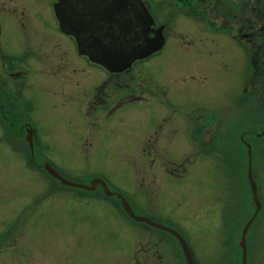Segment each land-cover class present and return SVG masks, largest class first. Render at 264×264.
<instances>
[{"label": "rangeland", "instance_id": "rangeland-1", "mask_svg": "<svg viewBox=\"0 0 264 264\" xmlns=\"http://www.w3.org/2000/svg\"><path fill=\"white\" fill-rule=\"evenodd\" d=\"M151 1L158 6L152 8L158 21L167 22V37L163 49L134 71L145 78L149 100L126 98L114 113L97 112L89 109V101L99 82L83 88L81 98L44 88L48 61L27 60L40 70L38 91L32 84L27 88V120L36 126L25 136L40 134L35 147L42 158L32 162L34 145L7 130L0 114V239L14 223L24 228V234L1 243L0 264H102L126 258L120 252L129 251V235H168L175 249L178 241L170 232L134 221L119 194L137 214L182 234L196 264H233L232 254L241 257L242 235L257 209L249 162L261 207L246 232L248 264H264V0H199L205 10L199 18L180 14L176 3ZM240 30L247 35L240 36ZM4 32L0 64L2 54L33 55L24 48L25 35ZM82 75L88 80L104 76L89 65ZM198 109L217 116L215 128L211 120V132L205 133L211 136L205 146L193 141L187 128L193 121L186 110ZM164 117V140L157 151L150 148L151 156L161 159L151 161L143 155L145 139L137 137L138 129ZM195 123L192 127H199L200 119ZM242 139L252 143L251 161ZM47 165L78 183L102 178L111 195L100 183L94 190L63 184ZM242 197L247 214L234 210L230 230L228 208L236 209Z\"/></svg>", "mask_w": 264, "mask_h": 264}, {"label": "flooded vegetation", "instance_id": "flooded-vegetation-1", "mask_svg": "<svg viewBox=\"0 0 264 264\" xmlns=\"http://www.w3.org/2000/svg\"><path fill=\"white\" fill-rule=\"evenodd\" d=\"M117 1L0 0V36H2V33L3 36L5 35L4 30H16L21 36L22 34L25 35L24 48L27 47L33 51V55L30 52V54L25 53L23 55L15 53L9 57L2 54L5 61L0 64V114L4 121V127L16 138L20 140H26L25 138H27L32 141L34 145L32 149L30 148L32 162L37 163L42 158L35 147L41 144L40 134L33 131L30 139L25 136V130L36 126L27 120L29 111L26 100L27 88L31 84L34 93L38 91V81H36L35 76L40 69L30 66L27 62L34 56L37 60L48 61V66L51 68L48 75L50 78L46 80L45 85L47 86L43 85L44 88L51 86L57 91H64L68 95L81 98L83 88H90L93 82H99V85L94 86L95 93L92 100L89 101V107H91L89 109L94 111L98 112V110L104 109L114 113V111L124 108V105L127 104L126 98L143 97L147 100L151 98L150 90L144 86L145 78L139 74L137 76L134 71L135 68L139 69L142 64L149 62L150 58L163 49L167 37L166 32H164L167 22L158 21L157 16L152 11L155 4L151 0H138L146 10L147 22L142 18L131 22V16L135 11L130 8L135 0H121L127 4L128 9L115 11L112 15H109L107 9L111 7V3ZM197 1L199 0H162L166 4L176 3L181 8L178 10L180 14H191V16L199 18L204 16L200 12H205V10L202 11V6H198ZM201 1L211 3V0ZM99 7L106 8L104 17L97 15L96 9H99ZM156 7L158 6L155 5ZM238 34L240 36L247 35L246 30H240ZM161 35L164 39L162 48L158 51H151L155 48ZM52 51L57 53L53 54ZM89 53L96 56L94 57L96 59L102 57V59L108 60L111 69L93 60ZM137 53L146 55L133 59L131 65L123 67L126 62H129V58ZM59 54H61L60 60H58ZM60 62H63V65ZM88 65L92 68H99L104 74L103 79L97 78V75L92 80H88L87 75L84 77L82 72L85 71V67ZM65 70L68 73L70 70L71 73L73 71V73L77 72L78 74L74 76L71 74L61 75L60 72ZM258 89L260 90L259 87ZM37 96L36 104L39 101ZM102 103L104 104L100 108ZM36 104L33 107L35 112L37 111ZM34 111L30 110V114H34ZM186 116L193 121L191 127L187 126L191 131L190 137L192 140H201L202 145L209 142L211 136H206L205 133L207 131L211 132V120L215 128L214 121L217 116H211V112H200L199 109L192 112L186 110ZM219 118L220 115L218 120ZM166 119V117L162 118L163 122L160 124L152 123L153 126L147 124L138 129L140 133L137 137L140 140L145 139L143 147L146 148L143 155L151 161L161 159V156L158 155L151 156L150 148L155 147L154 150L157 151L156 148L164 140L163 126L166 124ZM198 119H200L199 127L193 128L192 126L196 125L195 121H198ZM205 124L206 127H204ZM200 125L202 126L200 127ZM217 125H219V122ZM7 130L5 131L8 132ZM6 140L8 143L11 141L10 139ZM242 141L246 148L248 145L252 146V143L244 139ZM242 202L243 197L240 198L239 204H236V209L231 205L228 208L230 217L227 227L230 230H233L230 218L235 216L233 214L234 210L241 211L240 215L242 213L247 214V212H242ZM114 204L117 206L115 202ZM114 204L112 203V205ZM23 230V223H14L13 228L7 229L5 235L0 239V246L1 243H7L3 241L11 238L16 239V235L24 234ZM167 236L156 234L147 236L129 235L127 240L129 251L120 252L126 258L105 260L102 264H183L184 253L182 247L175 243L174 249ZM232 238H236V236L232 235ZM96 257L99 258L100 255H96ZM231 262L233 264L240 263L239 258L234 253Z\"/></svg>", "mask_w": 264, "mask_h": 264}, {"label": "water", "instance_id": "water-1", "mask_svg": "<svg viewBox=\"0 0 264 264\" xmlns=\"http://www.w3.org/2000/svg\"><path fill=\"white\" fill-rule=\"evenodd\" d=\"M126 9H128L127 8V4L125 2H123V1H121V0H118L117 2L111 3V7L107 9V12L110 13L109 15H112L115 11H122V10H126ZM130 9L131 10L134 9V11H135L134 14L131 16V22L134 21V20H138V18H142L146 22L148 21V19L146 18V10H145V8H144V6H143V4L141 2H139L138 0H135V3L131 6ZM96 13H97V15H100V17H102V16L104 17L105 16V13H106V8L105 7H103V8H100L99 7V9L98 8L96 9ZM163 42H164V39H163V37L160 36L159 37V40H157V42H156L155 48L153 50H151V51H154V50L160 48L163 45ZM144 55H146V54L137 53L136 55L130 57L129 58V62H126L125 63L126 65L124 64L123 67H126V66L131 65V63H132L131 61L133 59L138 58V57H142ZM90 57L93 60H95V61L103 64L105 67L111 69V67L109 66L108 60L102 59V57H97V59H96V58H94L96 56H92L91 54H90ZM249 156L251 158L250 146H249ZM250 161H251V159H250ZM47 169L49 170L50 173H52L54 175V177H56L57 179H59L61 181V183H63V184L70 185V186L76 187V188L93 190L100 183L102 186H104L105 192L107 194H110L111 195V191L109 190V188H108L105 180L102 179V178L96 177V178H93L90 181L89 184H83V183L74 182L72 180H69V179L64 178L63 176L60 175V173L57 170L53 169L49 165H47ZM248 175H249V181H250V184H251V188H252V191H253V195H254V199H255V202H256L257 209H256V212H255L253 218L246 225V228L244 229V232H243V235H242V241H241L240 244L242 246V261H243V264H247L246 232H247V229L249 227V224L257 216L258 211H259V209L261 207V203H260V200H259L258 194H257V184H256L255 180L253 179V175H252V172H251V163L250 162H249ZM118 196L121 199V206H122V208L126 211V213L132 219L137 220V221L146 222L149 225H152V226H155V227H158V228L167 230L168 232H170L171 234H173L178 239V241L181 244V247L183 249V252H184V255H185L187 264H194L192 252H191V250H190V248L188 246V243H187L186 239L177 230H175L172 227L159 224V223L153 221L148 216H143V215L137 214L134 211V208L132 207V205L130 204V202L125 197H123L120 194Z\"/></svg>", "mask_w": 264, "mask_h": 264}]
</instances>
